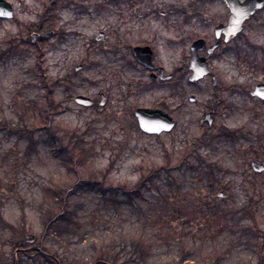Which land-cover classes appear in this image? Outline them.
<instances>
[{
	"label": "rangeland",
	"instance_id": "obj_1",
	"mask_svg": "<svg viewBox=\"0 0 264 264\" xmlns=\"http://www.w3.org/2000/svg\"><path fill=\"white\" fill-rule=\"evenodd\" d=\"M42 1H23L17 14L20 24L0 22V121L29 127L41 123L39 109L44 100L36 76L41 61L51 78L71 82L68 91L64 87L57 91V100L67 107L56 120L61 132L90 131L83 178L106 175L107 184L132 188L143 174L160 165L171 171L161 173L133 203L121 193L112 199L97 189L79 191L69 200L71 223L59 222L44 236L46 215L59 211L49 189L65 190L76 176L52 154L41 134H36L37 147L30 156L27 141L0 134V264L12 261L14 230L7 224L27 232L29 250L45 245L59 264H94L102 253L119 255L118 264H257L253 233L264 231V174L252 167H235L244 162L239 146L234 148L220 138L209 139L211 146L201 147L196 156L206 167L218 165L223 173L210 178L203 168L189 169L197 163L192 154L183 166L179 164L199 138H208L224 126L243 125L246 114L236 111L232 117L220 116L208 130L200 123L212 97L208 85L190 86L178 77L172 83L152 82L139 67L114 56L112 52L123 51V45L114 42L113 18L104 15L101 20L95 15L96 0H78L86 4L85 13L76 14L71 6L42 23L43 31L54 30L57 36L39 45L25 43L37 28ZM213 10L217 24L223 5L215 2ZM142 15L139 12L137 19ZM150 22L149 18L140 21L143 26ZM161 24L162 20H153V26ZM130 30L129 37L117 31L119 39L135 41L146 32L145 27ZM99 31L105 36L98 42ZM159 50L158 62L172 72L181 63L179 48L159 45ZM78 65L83 66L79 71ZM101 93L108 97L104 107L98 105ZM78 95L93 99L95 105H78L74 101ZM191 95L197 96L195 103L189 101ZM138 107L169 112L176 120L175 128L159 136L142 133L134 115ZM220 191L228 196L219 198ZM251 200L257 201L253 214L241 219L237 212ZM134 243H139L138 248ZM23 264L52 263L43 257L35 262L26 257Z\"/></svg>",
	"mask_w": 264,
	"mask_h": 264
},
{
	"label": "flooded vegetation",
	"instance_id": "obj_2",
	"mask_svg": "<svg viewBox=\"0 0 264 264\" xmlns=\"http://www.w3.org/2000/svg\"><path fill=\"white\" fill-rule=\"evenodd\" d=\"M23 1L0 0V13H3L0 22L16 21L20 24L17 14ZM45 1H42L43 8L39 14L41 21L24 39L25 43L39 45L57 36L54 30H42L43 22L51 21L57 12L71 6L76 14L87 11L86 4H80L78 0ZM215 2L221 3L224 9L217 24L213 13ZM233 9L249 12L234 13ZM139 12L143 13L141 19H137ZM95 15L101 20L104 15L113 18L114 42L123 45L124 50H115L112 54L128 60L132 68L139 67L152 82L172 83L178 77L190 86L208 85L212 97L208 110L200 118V123L207 125L208 130L220 116L229 114L228 117H232L236 111L246 114L243 125L224 126L218 133L208 135L210 138H199L196 147L190 150L192 158H200L196 153L199 154L201 147L211 146L209 139L220 138L234 148L239 146L238 155L244 162L235 167H264V0H191L187 3L96 0ZM144 18L151 19L148 26L140 23ZM154 19L162 20L164 24L153 26ZM132 27L138 30L145 27L146 32L135 41L126 43L122 36L119 39L117 31L129 37ZM100 34L102 38L97 39ZM61 35L65 37V34ZM104 36L105 33L99 31L95 39L99 42ZM159 45L179 48L181 63L172 72H167L165 64L158 62ZM141 59L147 60L151 66ZM167 76L171 77L166 79ZM197 100L196 95L189 97L191 103ZM220 107L223 111L219 110ZM257 174H264V171Z\"/></svg>",
	"mask_w": 264,
	"mask_h": 264
},
{
	"label": "trees",
	"instance_id": "obj_3",
	"mask_svg": "<svg viewBox=\"0 0 264 264\" xmlns=\"http://www.w3.org/2000/svg\"><path fill=\"white\" fill-rule=\"evenodd\" d=\"M63 38L64 36L61 35ZM11 50V49H8ZM41 53V51H40ZM38 72L36 73L37 82L40 84L43 92L44 103L39 109V117L41 123L29 127L27 125L21 126L20 123L9 121L5 119L0 121V134H4L7 137H17L19 141L24 140L28 142V156L31 155L33 150L37 147L36 134H41L48 141L49 148L52 154L61 159L66 169L75 174L76 181L67 187V189L50 188L49 191L54 194L55 200L59 202V211L50 210L46 215L45 219V234H48L50 230L56 229V225L59 222L62 224H70V211H69V200L79 193V191H92L96 190L101 192L102 195H111L109 198H114L113 195L121 193L130 202H134L136 198L143 195V190L148 187L150 183L154 184V181L160 177L161 173L165 172L170 174L171 168L165 165H160L158 168L152 169L149 173L143 174L138 183L132 188H128L122 185L114 187L111 184H107V177L104 175L101 179L83 178L81 172L85 170L88 156L87 149V137L90 131H80L79 129L67 130L66 133H62V128L56 124L58 115L67 111V107L63 101L57 100V91L60 88H65L66 91L71 86L66 83H62L58 79H53L49 76L48 71L43 67L42 62L38 64ZM65 84V85H64ZM71 99V96L70 98ZM191 154V151L186 152L180 161V166L186 163V157ZM191 161H187L188 165ZM205 162L200 158H197L196 166H202ZM193 166V165H191ZM113 165L110 166L112 168ZM193 170L204 169L207 176L214 178L216 173H223L220 167H188ZM109 170V169H108ZM107 193V194H106ZM119 195V194H118ZM108 198V199H109ZM107 200V198H105ZM257 201L251 200L245 204L237 213L241 215V219L251 216L254 212ZM9 228L14 230V238L10 240L12 246V261L11 264H23L26 257H30L34 262L43 257L47 262L52 264H59L58 257L54 255L53 251L47 248L45 245H39L38 250H29L28 241L26 239L27 232L22 230H15L12 225L7 224ZM251 231L252 229H248ZM253 238L256 242L253 245V250L257 254V264H262L264 261V231H256L253 233ZM43 236V237H44ZM139 243H134V247L138 248ZM119 255L101 254L96 259L94 264H118Z\"/></svg>",
	"mask_w": 264,
	"mask_h": 264
},
{
	"label": "water",
	"instance_id": "obj_4",
	"mask_svg": "<svg viewBox=\"0 0 264 264\" xmlns=\"http://www.w3.org/2000/svg\"><path fill=\"white\" fill-rule=\"evenodd\" d=\"M234 13L239 12H249L246 10H237L233 9ZM219 29H222L220 27ZM49 36V35H46ZM102 38V35L100 34L97 39ZM141 62L144 64L151 66L145 59H141ZM82 69V66L79 65L76 67V70L79 71ZM163 70H161V73ZM160 76H162L160 74ZM171 76L165 77L166 79L170 78ZM163 78V77H162ZM75 102L83 107H91L94 104V101L86 96L78 95L75 97ZM107 103V97L104 94H101V100L99 105L104 106ZM135 117L138 121L139 128L142 132L148 135H160L163 133L170 132L175 127V120L174 118L168 114L166 111H163L161 109L157 108H137L135 110ZM254 171L256 172H263L264 167H252ZM219 198H226L227 194L225 192H220L218 194ZM35 240L34 237H31L30 241L33 242Z\"/></svg>",
	"mask_w": 264,
	"mask_h": 264
},
{
	"label": "snow or ice",
	"instance_id": "obj_5",
	"mask_svg": "<svg viewBox=\"0 0 264 264\" xmlns=\"http://www.w3.org/2000/svg\"><path fill=\"white\" fill-rule=\"evenodd\" d=\"M3 13H0V15H2Z\"/></svg>",
	"mask_w": 264,
	"mask_h": 264
}]
</instances>
